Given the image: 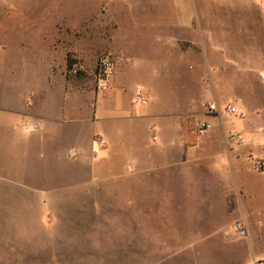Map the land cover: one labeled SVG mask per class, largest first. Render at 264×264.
<instances>
[{"label":"crops","instance_id":"crops-1","mask_svg":"<svg viewBox=\"0 0 264 264\" xmlns=\"http://www.w3.org/2000/svg\"><path fill=\"white\" fill-rule=\"evenodd\" d=\"M261 2L0 0V153L18 143L36 167L30 199L6 196L0 216L17 224L4 221L0 236L18 233L42 246L29 263L21 255L9 260L2 247L0 264L66 262L78 248L68 241L75 214L64 207L75 193L95 190L99 212L83 215L82 231L95 249L106 246L110 231L93 229L97 217L131 221L130 252L141 231L158 253L179 254L181 264H264ZM103 57L115 64L106 89L96 79ZM73 61L82 66L76 76L69 74ZM227 106L238 115L225 116ZM181 114L212 129L186 137ZM25 120L40 124L39 132L25 130ZM6 170L0 161V175ZM109 205L125 208L111 214ZM239 220L247 222V238L234 233ZM177 222L178 233L171 230ZM165 235L178 237L176 248ZM108 246L121 250L120 243Z\"/></svg>","mask_w":264,"mask_h":264},{"label":"rangeland","instance_id":"rangeland-1","mask_svg":"<svg viewBox=\"0 0 264 264\" xmlns=\"http://www.w3.org/2000/svg\"><path fill=\"white\" fill-rule=\"evenodd\" d=\"M262 5H264V0H261ZM14 14L10 13L9 17H13ZM29 158L26 157V154L23 152L21 146L16 143L14 147L6 146L5 149L0 153V161L5 164L6 171L3 175H0V210L1 206L5 204L6 196L11 193L12 197H20L23 199H30L35 193L34 190V180L33 175L36 167L32 162H29ZM28 171V172H27ZM33 180V181H32ZM19 194V195H18ZM75 197L74 203L67 204L64 207L65 212L74 213L75 220L69 222L70 231H73L72 235L69 236L68 241L73 242L74 247L77 246L78 249L72 251L68 255V259L66 262H62L60 257H58L59 264H181V259L177 257L179 254H175L173 252H165L164 254L158 253V249H155L156 243L152 245L150 243V235L146 238H143L141 231H138V242L137 248H134V252H130V236H131V221L123 220V221H110V220H100L101 218H95L92 221H89V224L92 225L93 229L96 231L98 225L100 228H104L110 230L109 232L104 231V242L106 246H102L98 249H95L97 244L90 242L89 245H86L85 237L82 235V231L87 229L85 228L87 222H84L83 215L85 213H97L99 212V206L97 204V190H95L94 194H85L82 192H77L73 195ZM94 197V198H93ZM4 199V200H3ZM95 200V201H91ZM26 204L23 203V206ZM103 208V206H100ZM106 212L112 214V212L119 211V209L125 208L124 206H105ZM116 207V210H115ZM60 209L59 205H51L50 210L54 212H58ZM37 212L43 213L41 211V207L37 205ZM2 220H0V228L3 227L5 222H9L10 225L17 224L15 220L10 216V221H5L3 216H0ZM73 219V218H72ZM99 220V221H98ZM5 221V222H4ZM158 222V221H157ZM67 222H59L57 224L58 228L65 227ZM163 224L162 222H158ZM50 222L39 223L37 222V228H49ZM171 230H174L176 233L179 232L178 222L177 224L173 223ZM15 228H20L15 226ZM163 230L167 231L166 224L164 226L161 225ZM22 230V229H21ZM162 230V231H163ZM6 231V230H5ZM133 231V229H132ZM17 232V231H15ZM164 232V231H163ZM151 233V232H150ZM7 234V233H4ZM10 234V233H9ZM15 236H0V249L4 248L2 254L8 256L9 260L16 255L24 256L23 259L25 263H29L32 259H34V255L39 253L42 246L40 244L39 238H37L36 244H25L27 240L25 238H18V233H14ZM156 236L164 235L160 232H153ZM13 235V233H12ZM66 240V238H63ZM25 241V242H24ZM165 244L169 247V249L176 248L178 245V237L173 236H164ZM29 243V242H27ZM121 244L120 251H115L116 248L113 246L114 244ZM80 245V246H79ZM20 250H15L19 249ZM29 247H37V251L34 249H30ZM159 248H162L158 246ZM83 250L81 251V249ZM167 248V247H166ZM100 249V250H99ZM42 251V250H41ZM59 254L63 253V250L58 251ZM219 253H216L218 255ZM72 255V256H71ZM176 255V257L171 258V256ZM214 255V254H213ZM215 256V255H214ZM209 257H212V254H209ZM185 261V260H184ZM182 261V262H184ZM20 263V261H19ZM186 264V263H185ZM213 264V263H206Z\"/></svg>","mask_w":264,"mask_h":264},{"label":"built area","instance_id":"built-area-1","mask_svg":"<svg viewBox=\"0 0 264 264\" xmlns=\"http://www.w3.org/2000/svg\"><path fill=\"white\" fill-rule=\"evenodd\" d=\"M115 64L113 60L107 57H103L99 60L98 68L96 72L97 84L100 88H108L109 83L114 74ZM82 72V66L79 62L73 61L69 68V74L71 76H76ZM146 97H139L138 102H145ZM211 110V109H210ZM238 109L235 106H227L224 109V115L228 117H234L238 115ZM178 125L181 133L192 139H199L208 133L212 129V125L204 120L203 118L194 114H181L177 117ZM23 128L30 133H37L40 130V124H32L25 120L22 124ZM264 133V129H263ZM231 140L240 144L242 142V136L240 134H235L231 137ZM100 148L106 146L105 141L101 137L95 139ZM234 233L236 237L244 239L248 237V225L245 220H239L234 225Z\"/></svg>","mask_w":264,"mask_h":264},{"label":"trees","instance_id":"trees-1","mask_svg":"<svg viewBox=\"0 0 264 264\" xmlns=\"http://www.w3.org/2000/svg\"><path fill=\"white\" fill-rule=\"evenodd\" d=\"M72 63H73V62L69 63V66H71V65H72Z\"/></svg>","mask_w":264,"mask_h":264}]
</instances>
